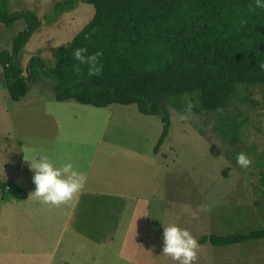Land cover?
I'll return each instance as SVG.
<instances>
[{
    "label": "rangeland",
    "instance_id": "obj_1",
    "mask_svg": "<svg viewBox=\"0 0 264 264\" xmlns=\"http://www.w3.org/2000/svg\"><path fill=\"white\" fill-rule=\"evenodd\" d=\"M64 1L9 0L10 13L32 12L42 21L20 57L24 72L37 55L53 67L54 51L70 44L92 20L95 9L82 0H76L72 11L51 20L55 5ZM24 29L23 21L11 29L0 24V53H11L14 39ZM2 73L0 67V182L14 183L17 176H25L23 155L62 160L68 156L74 170L92 174L108 154L113 165L106 171L108 177L121 173L131 192L145 195L149 225L157 221L162 236L163 225L169 224L187 228L197 240L206 234L224 236L264 227V87L239 88L224 112H195L193 108L187 121H181V113L171 108L169 136L155 154L162 132L159 117L142 115L135 105L95 108L73 100L57 102L55 83L44 78L30 84L24 99L13 102ZM189 100L196 106L195 98ZM236 131L240 142L235 144ZM100 141L112 142L100 147ZM108 147L113 150L107 151ZM117 147L130 152L120 154ZM241 151L252 160L248 169L236 162ZM89 160L96 162L94 167L87 165ZM169 197L177 202H168ZM1 198L0 191V264H9L18 241L6 222L10 208L2 212ZM159 245L162 249L163 242ZM162 256V264H178ZM263 260L264 240H260L229 248L200 245L196 264H263Z\"/></svg>",
    "mask_w": 264,
    "mask_h": 264
},
{
    "label": "trees",
    "instance_id": "obj_2",
    "mask_svg": "<svg viewBox=\"0 0 264 264\" xmlns=\"http://www.w3.org/2000/svg\"><path fill=\"white\" fill-rule=\"evenodd\" d=\"M82 2L94 7L95 14L70 44L54 51V66L37 55L24 72L20 57L42 21L32 12L10 13L9 0H0V24L7 29L20 21L25 24L12 52L0 53L4 84L13 102L24 99L30 84L44 78L55 83L57 102L73 100L95 108L135 105L140 114L162 122L154 147L157 154L170 133V109L183 113L186 96L196 99L195 112L220 113L228 109L239 88L264 87V8H255V0ZM76 4V0L57 3L51 20ZM80 47L89 54L103 53L101 75L89 77L86 65H80V73L73 71L78 62L72 51ZM233 138L232 143L240 142L238 131ZM0 191L3 196L27 199V191L15 183L0 182ZM260 240H264L262 226L224 236L206 234L199 244L229 248Z\"/></svg>",
    "mask_w": 264,
    "mask_h": 264
},
{
    "label": "crops",
    "instance_id": "obj_3",
    "mask_svg": "<svg viewBox=\"0 0 264 264\" xmlns=\"http://www.w3.org/2000/svg\"><path fill=\"white\" fill-rule=\"evenodd\" d=\"M105 142L112 141H100V147ZM110 147L107 151L111 152ZM116 149L120 154L130 152L127 148ZM105 156L100 159L97 172L88 174L75 169L87 178L83 191L69 203L55 207L28 198L35 190L34 173L24 160V157L32 158L23 155L25 176H17L14 183L27 191V199L3 195L1 198L2 212L6 214L10 208L6 214L10 220L6 222L18 241L11 251L9 264H162V249L157 247L162 241L158 218L155 224L152 222L153 226L149 225V202L145 195L131 192L121 173L109 178L106 171L113 165L108 154ZM45 157L55 167L71 162L68 156L63 160ZM86 163L90 167L96 164L93 160ZM83 165L84 162L79 163L80 167ZM167 200L177 202L176 198Z\"/></svg>",
    "mask_w": 264,
    "mask_h": 264
},
{
    "label": "clouds",
    "instance_id": "obj_4",
    "mask_svg": "<svg viewBox=\"0 0 264 264\" xmlns=\"http://www.w3.org/2000/svg\"><path fill=\"white\" fill-rule=\"evenodd\" d=\"M254 6L255 8H264V0H255ZM249 7L253 6L249 5ZM102 56L103 53L100 51L89 54L86 47L74 49L72 57L78 63L73 65V71L80 73V65H86L89 77L101 75L103 64L100 63V58ZM261 67L264 68V65ZM194 106L186 96L185 108L179 115V119L187 121L191 117ZM37 156L39 159L36 158ZM37 156L32 159L24 157L29 170L34 173L32 182L35 185V190L29 193V199L35 198L42 204L59 207L69 203L83 191L87 178L74 170L71 162L65 163L61 167H55L47 157ZM236 162L243 169L250 168L252 164L251 158L243 151L237 154ZM162 242V255L170 257L178 264H196L200 245L187 228H181L176 224L163 225Z\"/></svg>",
    "mask_w": 264,
    "mask_h": 264
}]
</instances>
